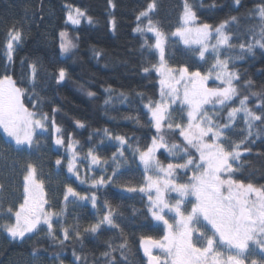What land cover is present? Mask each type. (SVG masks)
<instances>
[{
	"label": "trees",
	"instance_id": "1",
	"mask_svg": "<svg viewBox=\"0 0 264 264\" xmlns=\"http://www.w3.org/2000/svg\"><path fill=\"white\" fill-rule=\"evenodd\" d=\"M151 3L154 11L140 20ZM185 3L200 23H228L231 39L222 54L234 59L230 68L238 80L220 122L243 100L251 119L240 117L224 131L220 148L229 160L223 176L264 194V0H0V81L12 79L24 108L59 128L65 143H78L76 151L84 159L92 153L102 169L95 188L75 184L60 168L63 155L50 134L37 135L32 150H19L24 165L60 174L65 185L56 206L51 202L54 192L46 191L49 207L59 212L52 230L43 226L22 240H11L0 230V264L26 258L33 264H147L141 241L162 240L165 231L152 220L148 199L139 191L148 182L139 155L154 138L166 144L180 141L177 128L186 122V110L171 109L158 128L146 111L147 104L161 98L154 72L159 64L156 38L146 31L156 27L169 37L181 26ZM69 8L82 10L91 22L69 24ZM62 33L74 45L65 58ZM196 52L168 38L166 63L174 70L212 71L214 56L202 61ZM190 153L197 167L199 157ZM159 160L165 165L180 162L165 151L159 152ZM181 173L187 180L190 172ZM73 189L94 193L95 200L71 198ZM6 200L0 183L2 224L12 219ZM104 220L107 224L100 225Z\"/></svg>",
	"mask_w": 264,
	"mask_h": 264
},
{
	"label": "rangeland",
	"instance_id": "2",
	"mask_svg": "<svg viewBox=\"0 0 264 264\" xmlns=\"http://www.w3.org/2000/svg\"><path fill=\"white\" fill-rule=\"evenodd\" d=\"M154 9L155 4L151 3L139 19L149 18ZM81 21L89 23L91 19L82 10L69 8L68 23ZM227 27L228 23L217 27L200 23L190 5L185 3L181 26L169 37L156 27L146 31L156 38L159 64L154 72L161 89L158 103L147 104L146 111L158 128L171 109L186 110V122L177 128L180 141L166 144L154 138L151 148L139 155L148 178L147 186L139 191L148 199L152 220L165 231L162 240L141 241L147 264H264V194L223 176L229 160L220 148L224 131L232 128L240 117H249L247 102L243 100L238 108L225 115L223 123L220 122L221 109L234 100L232 94L238 80L237 71L230 68L234 59L222 54L231 39ZM136 33L144 32L137 29ZM168 38L196 50L202 61L213 55L212 71L169 68L166 63ZM61 43L62 57H68L74 47L68 33L61 34ZM11 47H8L9 55ZM64 77V72L60 73V82ZM0 133L3 138L0 183L8 197L7 213L12 217L3 224L0 222V230L11 240H22L43 226L52 230L51 224L59 213L49 207L46 191L54 192L51 202L58 205L65 185L62 175L27 167L19 155V150L34 148L37 135L53 136L54 148L60 149L63 155L59 160L63 164L60 168L75 184L85 183L95 188L101 179L102 169L92 153L84 159L76 151L78 143L73 140L65 143L59 128L46 125L26 110L21 90L12 79L0 81ZM191 150L199 157L197 167L189 156ZM160 151L180 162L162 164ZM188 171L190 174L185 180V175L180 174ZM73 190L71 198L84 203L95 200L94 193L88 196ZM66 192L72 196L71 191ZM106 214L111 218L110 211ZM2 216L4 212L0 207V218ZM102 224H107L106 220L100 222ZM14 264L33 263L26 258Z\"/></svg>",
	"mask_w": 264,
	"mask_h": 264
}]
</instances>
